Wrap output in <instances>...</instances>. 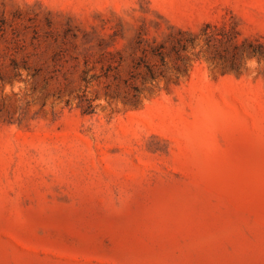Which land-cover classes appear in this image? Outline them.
Segmentation results:
<instances>
[{"label": "rangeland", "instance_id": "374dc122", "mask_svg": "<svg viewBox=\"0 0 264 264\" xmlns=\"http://www.w3.org/2000/svg\"><path fill=\"white\" fill-rule=\"evenodd\" d=\"M0 264H264V0H0Z\"/></svg>", "mask_w": 264, "mask_h": 264}]
</instances>
